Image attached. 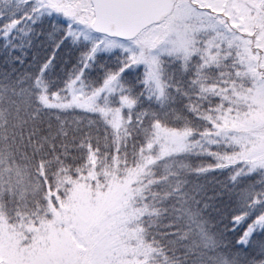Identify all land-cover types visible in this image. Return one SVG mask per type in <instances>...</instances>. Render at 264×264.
I'll use <instances>...</instances> for the list:
<instances>
[{
	"label": "snow or ice",
	"instance_id": "6c2138e0",
	"mask_svg": "<svg viewBox=\"0 0 264 264\" xmlns=\"http://www.w3.org/2000/svg\"><path fill=\"white\" fill-rule=\"evenodd\" d=\"M0 264H264V0H0Z\"/></svg>",
	"mask_w": 264,
	"mask_h": 264
}]
</instances>
